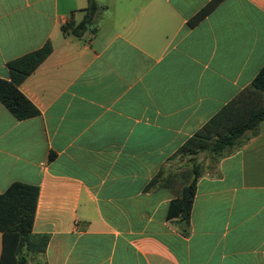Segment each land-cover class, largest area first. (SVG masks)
I'll list each match as a JSON object with an SVG mask.
<instances>
[{
  "label": "crops",
  "instance_id": "1",
  "mask_svg": "<svg viewBox=\"0 0 264 264\" xmlns=\"http://www.w3.org/2000/svg\"><path fill=\"white\" fill-rule=\"evenodd\" d=\"M0 0L7 63L52 45L19 86L39 114L0 101V194L38 187L43 264H264V120L204 160L189 226L171 202L193 178L177 150L264 65V0ZM156 181L151 184V180ZM3 234L0 231V258Z\"/></svg>",
  "mask_w": 264,
  "mask_h": 264
},
{
  "label": "trees",
  "instance_id": "2",
  "mask_svg": "<svg viewBox=\"0 0 264 264\" xmlns=\"http://www.w3.org/2000/svg\"><path fill=\"white\" fill-rule=\"evenodd\" d=\"M83 19L76 25L69 22L62 26L64 32L80 36L92 24L98 9L95 0H87ZM220 0L210 2L196 19L206 14ZM52 45L48 41L41 48L24 54L7 63L10 78H0V101L17 119H26L39 114V109L21 92L19 86L50 55ZM264 120V65L252 82L234 98L224 104L201 128H199L176 154H182L191 163L193 178L183 187L181 196L171 202L177 208L180 222L189 226L191 206L196 180L204 160H194L199 153L219 157L239 149L259 131ZM156 178L151 180V184ZM38 187L14 182L0 194V231L3 246L0 264H29L27 256H41L46 250L49 236L31 232Z\"/></svg>",
  "mask_w": 264,
  "mask_h": 264
},
{
  "label": "rangeland",
  "instance_id": "3",
  "mask_svg": "<svg viewBox=\"0 0 264 264\" xmlns=\"http://www.w3.org/2000/svg\"><path fill=\"white\" fill-rule=\"evenodd\" d=\"M27 260H28V263L29 264H43V260L41 259L40 256H34L32 257L31 255L30 256H27Z\"/></svg>",
  "mask_w": 264,
  "mask_h": 264
}]
</instances>
